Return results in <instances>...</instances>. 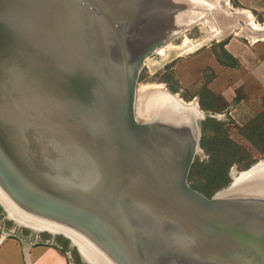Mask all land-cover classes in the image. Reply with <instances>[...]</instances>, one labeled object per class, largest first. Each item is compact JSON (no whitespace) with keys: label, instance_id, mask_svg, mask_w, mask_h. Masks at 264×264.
<instances>
[{"label":"water","instance_id":"obj_1","mask_svg":"<svg viewBox=\"0 0 264 264\" xmlns=\"http://www.w3.org/2000/svg\"><path fill=\"white\" fill-rule=\"evenodd\" d=\"M142 2L0 0V193L109 264H264V171L207 196L189 111L136 114L160 23L229 1Z\"/></svg>","mask_w":264,"mask_h":264},{"label":"rangeland","instance_id":"obj_2","mask_svg":"<svg viewBox=\"0 0 264 264\" xmlns=\"http://www.w3.org/2000/svg\"><path fill=\"white\" fill-rule=\"evenodd\" d=\"M209 1L214 3L219 0ZM227 1H229V7L227 8L233 6L239 7L240 3L238 0ZM223 9L222 6H218L209 10L205 7L197 8L196 10H182L180 17L183 22H198V25L194 28H189L185 25L186 28L183 27L185 30L182 31V35L188 33L187 35L190 36V38L201 37V39L204 40L208 35L213 37L212 28L215 29L220 24L222 30L229 25L227 24V20L224 19ZM204 15H206V19L203 18ZM236 16L244 17L243 14H238ZM260 18H262L261 15ZM187 29L189 30L186 32ZM181 40L182 37L172 43H180ZM207 41L210 40L208 39ZM201 43L195 46L190 52L182 54L170 51L165 58L155 52L147 56L139 72L136 95L137 103L140 97L143 98L151 92L163 90L172 96L176 103L183 106H186L188 102H199L200 95L202 94L206 98L203 109L210 107L213 103L212 98L210 97L211 100H209L205 95L206 92H204L207 87V82L204 80L205 70L201 67H191L189 63V60L193 58L192 56L194 54L209 51V45ZM214 75L211 73V76ZM217 90L221 92L220 88H217ZM145 92L148 94H144ZM236 93L242 100L236 109L232 111L233 116L228 114L225 110L224 114L222 113L220 117L199 119V124L203 127L201 145L212 142H223L227 145L224 151H222L225 168L226 170L228 169L226 173L227 176L225 177V180H229H227V183H225L226 181H205L204 178L210 176V173L207 172L209 168L207 166L210 162L208 161V157L205 156L208 152H202V150L199 149L198 153L195 155L196 162H194L191 167L188 181L192 187L207 196H212L228 187L233 182V178L238 176L239 172L246 170L258 160L264 159V94L260 96L259 91H247L243 88L237 89ZM139 119H141V121L149 120V118ZM213 125H219V127L214 129L212 127ZM200 147L204 149V146ZM202 157L203 160H200ZM203 168H206V171H204ZM26 230L28 234L32 233L31 239L23 238L21 232L27 233ZM62 230L61 232L53 229H41L29 226L25 220L17 215L14 210L0 198V236L15 237L17 239L21 238L26 242H30L36 237V239L43 241H52L60 245L62 249L68 250V252L71 253L74 264H99L92 257L88 256L71 238L75 237L73 233L64 229Z\"/></svg>","mask_w":264,"mask_h":264},{"label":"crops","instance_id":"obj_3","mask_svg":"<svg viewBox=\"0 0 264 264\" xmlns=\"http://www.w3.org/2000/svg\"><path fill=\"white\" fill-rule=\"evenodd\" d=\"M239 7L226 6L224 19L228 26L221 30L227 38L225 50L233 64H219L209 50L194 54L191 67L202 68L208 74L211 67L218 77L209 86L229 96L233 88L259 91L264 94V0H238ZM243 14L244 17L236 16ZM260 15L262 18H260ZM217 87V88H216ZM37 238V237H36ZM23 241L0 236V264H74L68 250L55 242L40 239Z\"/></svg>","mask_w":264,"mask_h":264},{"label":"flooded vegetation","instance_id":"obj_4","mask_svg":"<svg viewBox=\"0 0 264 264\" xmlns=\"http://www.w3.org/2000/svg\"><path fill=\"white\" fill-rule=\"evenodd\" d=\"M143 1H146V0H143ZM141 3H143L142 0H139L140 25H141ZM176 11H177V8L174 9V12L170 15V17H172V19L170 21H168V22L163 21L162 23H160V27H162L163 30L160 33V36L157 39H155L152 43V44H154L153 53L156 51L157 48L163 47L164 45L166 46L167 43H169V41L171 43V42H174L177 39L181 38L183 36L182 31L185 30L186 26H188L189 28H194L196 25H198V22H191V21L186 22V23L183 22L181 20V17L180 16L178 17V15L175 14V13H177ZM183 27H185V28H183ZM212 29H213L212 30L213 37H211L210 35L206 36L205 40H203L202 43H204V45H206V44L209 45V50L213 54L214 59L219 64H225L227 62V59L229 60V62L231 64H233V62H234L233 57L227 55V52L225 50V45L227 44V42H226L227 38H224L223 32L219 31L218 27L215 29L214 28H212ZM188 30L189 29H187L186 32ZM199 38H201V37L192 38V39L199 40ZM208 39L210 41H207ZM208 70L211 71L210 74H208L206 71L204 72V80H205V82H207L206 83L207 87H206L204 92H206L205 95H206V97H208L209 100H211L210 97L212 98L213 103L211 104V106L206 108V109H203V104H204V102H206L205 101L206 98L204 95L201 94L200 98H199L200 99L199 102H196V103L188 102V103H186V106L182 105L179 108L181 109L182 107H184L188 111H191V110L194 111V114H191V115H192L193 119L195 120V123L197 126V134H198L199 138L197 140V144H196L195 152L193 155V161H192L191 167H192L193 163L196 162L195 155H196V153H198V150L201 149L202 152L207 151L208 153L205 154V156L208 157V161L210 162V164L207 167L211 168V171L213 174L208 176V177H205L204 179H205V181H217V180H222V178L224 177V167L219 165L217 168V164H216V162H214V160H215L214 150L224 149L225 145L221 144V145H217V147H214L215 145H209L210 147L206 146L205 144L201 145L202 144L201 140H202V133H203L202 129H203V127H202V125L199 124V119H202V118L207 119L208 117H210V118L211 117H220V115H222V113L224 114L225 110L227 111L228 114L233 116L232 111H234L236 109V107L241 102L242 98H240L238 96V94L236 93V90L238 88H233V90H232L233 94H230L229 96H226L222 92H219L218 90L211 88L209 86V84L212 81L216 80L218 75H217V71L215 69L210 67ZM211 73L213 75L214 74L215 75L211 76ZM137 108H138V106L136 103V111L138 110ZM166 111H169V110H166ZM220 111H221V113H220ZM137 118L139 121H141V119H139L138 115H137ZM143 121H145V120H143ZM200 146H204V149H202ZM200 160H203V157L200 158ZM191 167H190V170H191ZM189 175H190V171H189ZM217 177H220V178L217 179ZM26 232L27 233L21 232L23 238L31 239L30 237H31L32 233L28 234L27 230H26ZM19 239H21V238H19Z\"/></svg>","mask_w":264,"mask_h":264},{"label":"bare ground","instance_id":"obj_5","mask_svg":"<svg viewBox=\"0 0 264 264\" xmlns=\"http://www.w3.org/2000/svg\"><path fill=\"white\" fill-rule=\"evenodd\" d=\"M187 34L182 36V40L180 41V43L171 42L167 44L166 46L164 45L163 47L157 48L155 53H158L163 58H165L167 57L170 51H173V53L176 52L179 54L190 52L195 46L199 45L204 40L201 38H199V40H193ZM146 93L147 92H145L144 94ZM177 104L178 103H176L173 100V97L170 96L168 93L164 92L163 90H157L153 93L151 92L149 95H146L143 98L140 97L138 99V103H137L138 110L136 114L138 115L139 118L147 119V118H150L156 115H162L163 112H165L166 110L175 109ZM188 113L194 114V111L191 110ZM259 171H264V162L260 164L259 166L255 167L254 169H252L251 171L242 173L240 177L237 176L235 178V181L237 182L240 179L246 178L250 174L257 173ZM0 198H2L14 210V212L17 215H19L23 220H25V222H27L29 226H32V227L34 226V227H38L41 229L42 228L53 229V230H58L61 232L63 231L62 229L70 231L71 233L75 235V237H71V236L70 237L79 245L80 248H82L87 253L88 256L92 257L99 264H109L108 262H105L100 256L95 255L93 253V249H92L93 247L91 246V244L83 240L74 231L69 230L68 228L64 226L54 224L51 222H47V221L41 220L39 218H35L33 216H29L21 212L11 202H9V200H7L1 193H0Z\"/></svg>","mask_w":264,"mask_h":264},{"label":"trees","instance_id":"obj_6","mask_svg":"<svg viewBox=\"0 0 264 264\" xmlns=\"http://www.w3.org/2000/svg\"><path fill=\"white\" fill-rule=\"evenodd\" d=\"M214 129L215 128H217V127H219V125H213L212 126ZM215 138V137H214ZM210 145H215L214 147H217V145H225V147L227 146L226 144H224L223 142H212V143H209ZM209 144H205L206 146H209ZM210 147V146H209ZM225 149V148H224ZM224 149H216V150H214V152H215V156H214V158H215V160H214V162H216V164H217V168H218V166L219 165H221V166H223L224 167V177L222 178V180H217V181H214V182H223V181H226L225 183H227L229 180L228 179H226L225 180V177L227 176L226 175V173H227V170H226V166H225V163H224V159L222 158V151H224ZM203 170L204 171H206V168H203ZM207 172H209L210 174L209 175H212L213 173H212V171H211V168H208V170H207ZM220 177H217V179H219ZM228 180V181H227ZM224 184V183H223ZM225 185V184H224Z\"/></svg>","mask_w":264,"mask_h":264},{"label":"built area","instance_id":"obj_7","mask_svg":"<svg viewBox=\"0 0 264 264\" xmlns=\"http://www.w3.org/2000/svg\"><path fill=\"white\" fill-rule=\"evenodd\" d=\"M2 237V236H1ZM69 253V255L71 256V253L70 252H68Z\"/></svg>","mask_w":264,"mask_h":264}]
</instances>
